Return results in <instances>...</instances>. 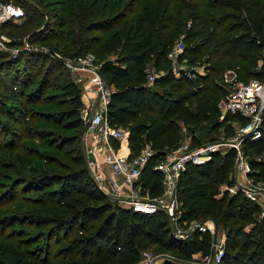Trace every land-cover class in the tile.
Returning <instances> with one entry per match:
<instances>
[{"label": "trees", "instance_id": "obj_1", "mask_svg": "<svg viewBox=\"0 0 264 264\" xmlns=\"http://www.w3.org/2000/svg\"><path fill=\"white\" fill-rule=\"evenodd\" d=\"M13 1L24 8L25 14L27 8L38 9L47 2ZM67 1L62 2L58 16L61 28L70 22ZM97 3L73 0L69 14L77 16L80 32L65 46H73L72 57L85 54L87 47L97 52L99 73L114 87L105 117L111 127L128 131L130 157L145 149L151 151L136 184L143 194L158 197L164 191V174L155 165L180 145L184 128L192 133L191 146L195 147L217 140L218 136L208 137L221 129L231 136L236 124L247 122L231 114L220 118L221 101L229 92L224 74L234 70L244 79L264 77V0H132L130 8L103 19L97 17ZM40 12L47 15L42 9ZM134 13L137 15L131 24L122 25ZM26 23L39 21L30 19L21 25ZM49 23L46 20V29ZM16 24L7 22L2 30ZM30 30L37 32L36 27ZM85 30L99 31L101 38H83ZM49 36L42 35L39 40ZM38 37L30 41L38 43ZM180 38L184 47L178 64L203 67V73L180 68L178 75L175 73L168 53ZM18 44L21 42L12 41V45ZM114 53L115 58L107 57ZM44 64L35 86L42 93L49 89V76L59 79L68 68L47 56L39 59L29 50H21L17 57L0 51V76L2 72L9 76L7 83L15 81L13 87L17 90L16 82L32 84ZM37 67L40 72L33 75L31 71ZM151 67L159 75L148 84ZM62 88L65 97L55 122L66 132L58 137L56 145L47 144L60 155H48L46 161L34 157L27 172L19 155L12 167L15 175L8 177L12 179L7 186L12 201L19 198L29 206L18 220L34 229L33 239L42 243L30 250L19 242L0 264H136L143 252L151 249L174 257L166 264H199L212 258L215 239L209 230L197 229L184 239L177 238L165 211L144 213L123 207L105 192L89 167L83 141L85 97L73 80L67 79ZM19 92L29 96L25 89ZM50 99L43 95L28 98V102L46 103ZM6 104L0 106V116L16 125L6 126L10 139L5 147L24 148L21 142L32 132L24 125L25 119L34 122L36 118L24 115L26 110H11ZM259 131L258 139L246 136L242 148L249 162V175L264 181V112ZM111 140L114 147H120L119 140ZM235 155V149H229L214 152L208 161L186 164L177 179L176 196L181 206L178 223L211 219L224 231L223 255L211 264H264L262 207L241 190H230L236 183ZM37 159L45 163H36Z\"/></svg>", "mask_w": 264, "mask_h": 264}, {"label": "built area", "instance_id": "obj_2", "mask_svg": "<svg viewBox=\"0 0 264 264\" xmlns=\"http://www.w3.org/2000/svg\"><path fill=\"white\" fill-rule=\"evenodd\" d=\"M25 15L22 6L13 0H0V51L10 53L12 57H17L20 53L19 48L9 45L11 39L2 33L3 25L7 22H15ZM184 47L182 38L178 39L168 53V57L174 64V71L178 75V68L188 71L194 69L196 72L203 73V67L189 68L187 64H178V55ZM38 49V47H35ZM32 49L28 43L24 44L23 50ZM51 56H54L51 54ZM264 62V54H263ZM62 63L70 70L78 72L80 77L78 81L83 82L81 71L90 73L89 80L83 82L84 90L90 97L88 104L83 110L84 121L90 120V125L86 131L87 143L86 153L88 155L89 167L94 170L98 163L89 159V155L94 151L102 154L103 162L110 165L114 181L110 185L104 184L102 178L98 179L100 186L109 196L118 202L120 206L133 208L134 210L144 213H154L163 210L167 213L169 220L174 227V234L177 238L184 239L194 230H209L214 236L215 254L212 258H207L212 262L220 261L223 255V245L225 235L221 240L217 238L219 232L213 220L208 219L204 222L193 221L191 223H178L181 215L180 202L176 196L177 179L181 171L188 162L202 163L208 161L214 152H225L229 149H235L234 177L236 183L230 190L235 193L238 190L259 202L264 215V182L255 180L249 174L251 173L247 156L242 148V141L246 136L252 139L260 137V125L262 114L264 112V77L262 79L251 77L247 81L241 80L234 70H227L224 74V82L229 88L226 97L221 101L223 115L221 119L231 114L246 118L247 122L243 125L236 124L235 133L226 139L220 137L217 140L209 141L204 144L192 147L191 143L180 145L169 153L167 159L158 162L155 169L162 171L164 174L163 183L164 191L158 197H149L140 190V185L136 184L142 167L151 155L149 149H145L141 154L130 157L128 153L121 150L123 141L126 139L128 131L123 127H111L105 117L107 104L110 100L114 87L101 76L99 73L100 63L93 53L63 59ZM159 73L154 67L149 69L148 84H152L158 77ZM112 138L120 141V147L116 148L112 144ZM239 177H241L239 179ZM126 187V188H125ZM209 221H212L210 224ZM168 255H162L164 263ZM152 252L145 250L141 260L136 264H153ZM166 264V263H165Z\"/></svg>", "mask_w": 264, "mask_h": 264}, {"label": "rangeland", "instance_id": "obj_3", "mask_svg": "<svg viewBox=\"0 0 264 264\" xmlns=\"http://www.w3.org/2000/svg\"><path fill=\"white\" fill-rule=\"evenodd\" d=\"M65 1L66 0H47V2H45L47 4L46 5L45 3L40 4L38 6L39 7L38 9L32 7L27 8L24 17L21 18L20 20L15 21V23H17L16 25H12L8 27L6 30H2V33H4L6 37L11 39L9 45L15 48H19L21 51L23 50L24 44L28 43V45H30L32 49H27V50L33 52V55L37 56L39 59L40 58L42 59L43 56H47L48 59L50 60L53 59L62 62L63 59L72 57L70 55L73 53L72 52L73 46H65V44L69 40L74 39L76 33H79L80 31L78 27L77 16L73 14H69L70 13L69 8L70 5L73 3V0H68L66 3V5L68 6L67 12H68V19H70V22L67 23L62 28L59 25H57V21L59 19L58 16L60 15V12H62V2ZM97 1H98L97 17L98 19L99 18L103 19L104 17H112L116 15L118 11H123L124 9L130 8L131 4L129 3L132 0H97ZM41 9L44 10L47 13V15H42V13L40 12ZM136 15L137 13L132 14L129 18H127L122 22V25L129 26ZM30 19H34L35 22L39 21V23L38 24L26 23L21 25V23L25 21L29 22ZM46 20L47 21L50 20L51 22L48 24L47 29L45 26ZM33 26L37 28V32H35L36 30L35 31L30 30V28L32 29L34 28ZM54 31L56 32L52 34ZM33 32L35 33V35L33 34ZM30 34L31 37L29 38ZM38 34L39 37L36 38L35 40L39 42L38 43L31 42L30 41L31 38L33 39V37ZM42 35L43 37L49 35L50 36L48 38H45L44 40H39V38L42 37ZM82 37L83 38L93 37L95 39H100L101 32L85 30L82 33ZM14 39L16 40V42H21V44L12 45V41ZM95 39L92 41L93 44L96 43ZM35 47H38V49H36ZM75 48H76V44H75ZM86 51H87L86 53H93L95 56H97V52L93 48L87 47ZM8 54L11 56L10 53ZM51 54L54 56H51ZM115 56L116 54L114 53V54H109L107 57L115 58ZM46 63H48V60L46 61ZM39 67L31 71L33 75L36 74L38 75V73L41 71L39 76H36L34 80H32V84L25 85L16 82L18 86V90L13 87L15 81L10 82L9 80V83H7V79L10 78L9 76L5 75L4 72H2L0 76V106H5V103H7L8 104V106H6L7 108L13 110V107L14 108L16 107L22 111L26 110V113H24V115L25 114L33 115L34 118H36L34 122H31L28 118L25 119L24 125L30 127V130L32 132L30 133V137L22 140L21 144L24 146V148L20 147L18 149H14V147L12 148L5 147V142L10 139L8 132L5 129L6 126L12 127L16 124L13 121H11L9 118L0 116V118H2L0 119L1 122L0 134L1 133L3 134L2 136H0V263L7 259L9 253L12 251L13 248L18 246L19 242L23 244L26 249H30V250H34L36 245H40V243H42V241L38 238L33 239L34 229L25 226L24 221L18 220L22 212L28 209L29 206L28 204H25L23 201H21L19 198L13 202L12 201L13 197L11 196V193L9 194V190L7 186L10 184L12 179L8 177L9 176L13 177L15 175L13 174L12 171L13 164L18 163V159L20 155V157H22V163L24 166L23 169L25 168L24 172H27V167L31 163L32 164L34 163L33 160L34 157H42L46 161L48 155L51 156L60 155L57 150L49 148L47 144L51 143L52 145H56L58 137L66 132L55 121L57 119L58 112L61 110L60 101L63 99V97H65L64 90L62 87L67 79L73 80L81 88L82 93L85 97L86 105L88 104V101L90 99V97H88V94H92V93L86 94V91L84 90L83 87V82L89 80L90 73L88 71H81V77H83L84 79L82 82V81H78V77H80L78 72L76 73L66 68L63 75H61L59 79H53L51 76H49L47 82H50L51 84L49 86V89H47L45 93L37 92L35 90V86L37 87V83L39 84V82L37 81L42 75L44 71L43 69L46 67V65L44 64L40 71H39L40 69ZM240 79L247 81L248 79H250V77H247L246 79L244 78H240ZM21 89H25L26 91L25 94L29 96L21 95V93L19 92V90ZM43 95H49L51 98L50 99L51 102H46V103H37L32 101L31 103L28 102V98L38 99L39 97H43ZM220 109L222 113V108L220 107ZM22 114L23 113H19L18 115H22ZM196 133L198 134L197 131ZM182 135H183L184 144L188 145V143L189 144L192 143V133L188 128L183 129ZM214 136L215 137L218 136V139L220 137H223L225 139L227 138L223 129H221V132L218 134H214V133L210 134L208 139H211ZM83 141L86 148L87 143L89 145V141L87 142L86 139V132L83 133ZM44 160L37 159L36 163L43 165L42 163H45ZM108 185H110V183ZM106 187L108 186L106 185ZM21 192L20 195H22ZM217 230L219 232V236L217 235V238L221 240L224 236V231L218 227ZM150 251L152 252L153 256H155L152 263L156 259L162 258V255L165 256L168 255L167 258L169 257L171 259H174L173 256L167 253L164 254L161 251H157L156 249H151ZM195 257H199V255ZM201 263L211 264V260L208 259L205 262L204 260H201L199 264Z\"/></svg>", "mask_w": 264, "mask_h": 264}, {"label": "crops", "instance_id": "obj_4", "mask_svg": "<svg viewBox=\"0 0 264 264\" xmlns=\"http://www.w3.org/2000/svg\"><path fill=\"white\" fill-rule=\"evenodd\" d=\"M121 150L125 153H129V147H128V133L126 136V139L123 141ZM89 159L95 161L98 163V166L94 168L93 174L95 177H98V179L102 178V182L106 185L114 181V176L112 174V170L110 165L103 162L102 154L99 151H94L89 155ZM241 177H239L240 179ZM212 221H209L210 224ZM197 256V255H196ZM153 264H164V259L159 258L156 259Z\"/></svg>", "mask_w": 264, "mask_h": 264}, {"label": "water", "instance_id": "obj_5", "mask_svg": "<svg viewBox=\"0 0 264 264\" xmlns=\"http://www.w3.org/2000/svg\"><path fill=\"white\" fill-rule=\"evenodd\" d=\"M89 125H90V120L88 119V121L85 122V125H84V128H83V133L88 130Z\"/></svg>", "mask_w": 264, "mask_h": 264}]
</instances>
